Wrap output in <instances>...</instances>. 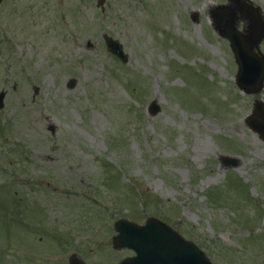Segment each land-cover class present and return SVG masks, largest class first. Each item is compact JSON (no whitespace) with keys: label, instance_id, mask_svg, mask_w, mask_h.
<instances>
[{"label":"rangeland","instance_id":"obj_1","mask_svg":"<svg viewBox=\"0 0 264 264\" xmlns=\"http://www.w3.org/2000/svg\"><path fill=\"white\" fill-rule=\"evenodd\" d=\"M247 3L264 20V0ZM233 5L106 0L103 11L98 0L4 1L0 264H69L73 254L119 264L134 252L113 247L114 224L152 216L214 264H264V139L246 124L264 89H240L216 29L230 30L231 14L214 18ZM232 22L250 43L249 20L240 12ZM25 206L36 223L24 222Z\"/></svg>","mask_w":264,"mask_h":264},{"label":"water","instance_id":"obj_2","mask_svg":"<svg viewBox=\"0 0 264 264\" xmlns=\"http://www.w3.org/2000/svg\"><path fill=\"white\" fill-rule=\"evenodd\" d=\"M241 6L243 14L251 20V28L255 30L252 42L244 43L241 35L231 26L230 32L225 35L232 44L236 61L240 67L237 83L246 93H259L264 86V58L253 52L264 38V23L257 9L248 6L242 0H235ZM3 0H0V4ZM105 0H99V5L104 6ZM192 18L197 21V14ZM108 50L127 61L122 46L118 41L108 35L104 36ZM75 80L70 81L72 88ZM5 93L0 94V108L4 106ZM160 112L156 103L150 107V114L155 116ZM249 127L260 133L264 138V102L256 100L254 111L247 119ZM54 132V127H50ZM222 161L236 167L238 162L231 158L224 157ZM118 232L113 238V245L116 249L128 248L135 251L136 255L122 260L120 264H213L206 254L193 242L182 238L179 233L170 226L155 217L147 219L145 225H139L126 219L115 223ZM69 264H85L77 255H72Z\"/></svg>","mask_w":264,"mask_h":264},{"label":"flooded vegetation","instance_id":"obj_3","mask_svg":"<svg viewBox=\"0 0 264 264\" xmlns=\"http://www.w3.org/2000/svg\"><path fill=\"white\" fill-rule=\"evenodd\" d=\"M29 187V186H28ZM29 207L28 206H25V210L24 212L26 213V219L24 220L25 223H36L37 221L33 220L32 222L28 219L29 218V215L27 214L29 212Z\"/></svg>","mask_w":264,"mask_h":264},{"label":"bare ground","instance_id":"obj_4","mask_svg":"<svg viewBox=\"0 0 264 264\" xmlns=\"http://www.w3.org/2000/svg\"><path fill=\"white\" fill-rule=\"evenodd\" d=\"M235 121V120H234Z\"/></svg>","mask_w":264,"mask_h":264}]
</instances>
